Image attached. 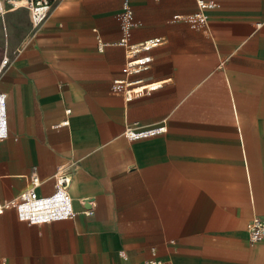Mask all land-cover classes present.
Returning a JSON list of instances; mask_svg holds the SVG:
<instances>
[{"label":"crops","instance_id":"crops-1","mask_svg":"<svg viewBox=\"0 0 264 264\" xmlns=\"http://www.w3.org/2000/svg\"><path fill=\"white\" fill-rule=\"evenodd\" d=\"M53 1L39 29L26 9L0 19V203L34 172L51 194L76 161L78 215H0V264H264L248 240L264 215V0ZM125 37L161 39L130 77L159 86L132 101L113 90ZM131 126L165 130L130 139Z\"/></svg>","mask_w":264,"mask_h":264},{"label":"built area","instance_id":"built-area-1","mask_svg":"<svg viewBox=\"0 0 264 264\" xmlns=\"http://www.w3.org/2000/svg\"><path fill=\"white\" fill-rule=\"evenodd\" d=\"M53 5V0H0V19H4L10 12L26 9L29 12L33 28L39 29L48 20ZM199 6L202 9H206L214 7L215 3H206L203 0H199ZM196 18L204 20L202 13L197 14ZM121 43L127 51V62L123 68L127 78L115 79L113 90L123 93L127 101H132L137 95L152 91L159 86L157 84L143 85L142 80H133L130 77L149 67L152 57L146 53L161 44V39H152L139 45H130L125 37ZM9 64L10 58L5 55L0 65V76ZM67 112L70 113V110ZM163 130H165V127L145 130L131 126L126 129V136L134 139ZM8 134L7 95L0 92V140L7 138ZM77 164L78 162L71 161L59 169L54 175V191L48 195L38 193L37 189L42 184V181L39 175L34 172L29 177L30 187L26 191L15 199L0 203V215H3L8 210L15 209L20 219L33 225L74 219L78 213L74 209L70 186L73 171ZM84 202H89L93 205L92 200L87 199ZM86 214H93V209L86 211ZM248 240L250 243L264 242V215H257L251 221L248 227ZM145 264L165 263L150 259Z\"/></svg>","mask_w":264,"mask_h":264}]
</instances>
